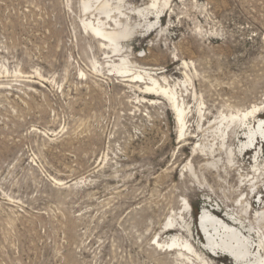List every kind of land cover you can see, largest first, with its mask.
<instances>
[{"label":"rangeland","instance_id":"obj_1","mask_svg":"<svg viewBox=\"0 0 264 264\" xmlns=\"http://www.w3.org/2000/svg\"><path fill=\"white\" fill-rule=\"evenodd\" d=\"M101 1L0 0V264H238L201 221L264 232V135L243 148L264 119V0L147 19L131 11L152 0H124L121 52L85 27ZM150 78L186 107L184 138Z\"/></svg>","mask_w":264,"mask_h":264},{"label":"bare ground","instance_id":"obj_2","mask_svg":"<svg viewBox=\"0 0 264 264\" xmlns=\"http://www.w3.org/2000/svg\"><path fill=\"white\" fill-rule=\"evenodd\" d=\"M164 1H165V5H167L169 2V0H164ZM123 2H124V0H119V1L118 0H103V1H101L100 4L98 5L97 9L96 8L93 9V10H97L99 12L96 15L97 17H100L99 18L100 20H98V23H94V22H90V21L85 23V27L90 29V31L96 37H98L99 40H101L100 42H104L107 47H112V50H114L115 52H121L120 51L121 41L123 39L127 38V35H126L127 33L125 34V32H123V30L121 31V29H115V26L123 25V22H122L123 19L122 18H124L125 16H130V14L132 12L134 16H136L139 13L143 17H145V19H147L151 14H153L152 12L154 10L158 9L160 11L161 8L163 7V6H161L162 0H152L151 3L148 4L146 8L135 9V11H131L129 13L127 10H130V8H128L127 10L123 9V8H125V5H122ZM96 4H98V1L96 2ZM84 6H85V10H89L88 1H85ZM159 11H157L156 13L159 14ZM151 20H152V18H151ZM113 23H115V26ZM150 23L152 24V22H150ZM109 27H112L113 30H111ZM124 27H123V29H124ZM124 62H125V59L123 60V63ZM120 69H121V71H123L125 73V70L127 68L122 67ZM135 79L141 80L142 76L138 74L135 77ZM139 80L137 82H139ZM150 82H152L153 87L147 88V90L156 92V91H158V89L154 86H159V91H160L159 96H163L164 99H166L167 101L170 102L173 110L176 113V117H177V120H178V123L180 126V134L183 137L185 135L184 129L186 128V123H185V121H186V110H187L186 107L184 105L180 104V100L172 88L162 87L161 85H159L158 81L153 79V78H150ZM147 95L152 96L151 93L150 94L148 93ZM259 109H260V106L255 105V106H253L252 109L247 110L243 113L239 112L236 115H230L229 117H225L220 123L223 124V122L225 120H229V123L237 121V122H241L243 124L248 117H250L254 114L256 115V113L259 111ZM257 119H258V122H257L258 127L256 128V126H254L253 129L248 128L249 132H248L247 136H248L249 142L244 144L243 148L251 147V145H253V143H254V138L257 137L258 134L264 135V119L261 118L260 115L257 116ZM224 126H225L224 130H222V131L220 130L222 132V137H224L225 132L229 128L230 125L224 123ZM258 168H259V166H258ZM250 181H252V180H250ZM233 212H231V213H233ZM257 215H258V213H257ZM262 216L264 218V213L261 216H259V218ZM246 217H248V216H246ZM237 218L238 217H236V219L233 220L234 222L231 219H228L227 221L226 220H219L220 218H216V216H214L213 214H210L207 212L203 213L201 226H202V229H203L205 236L207 237V241L209 243L211 254L214 255V254H218L221 252V253L225 254L226 256L230 257L231 259L235 260L238 264H264V232L259 238L261 241L257 245H254L250 241V238L247 236L248 234L246 235V233H244L242 230L237 228V225H239V224L242 225V221H240ZM248 221H250V220H248ZM179 224H181V222H179ZM252 229H254V227ZM256 230H258V229H256ZM171 231H173V229L169 228L167 232H171ZM252 232L254 233L255 231H252ZM183 240H185V239H183ZM253 240H254V238H253ZM187 242L182 244V246H181L180 252H181L182 256H185L187 254L186 253L187 251L193 252L192 249H194V248L191 246V243L189 244ZM254 242H256V241H254ZM161 243L159 242L158 246H160V245L162 246ZM166 244H168V243H166ZM163 247L164 246H162V248ZM169 249H170V247H169ZM195 254H196V252H195ZM197 254H199V253L197 252Z\"/></svg>","mask_w":264,"mask_h":264}]
</instances>
